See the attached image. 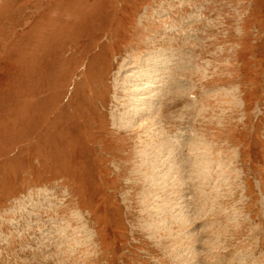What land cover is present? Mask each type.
I'll use <instances>...</instances> for the list:
<instances>
[{
  "label": "rangeland",
  "instance_id": "374dc122",
  "mask_svg": "<svg viewBox=\"0 0 264 264\" xmlns=\"http://www.w3.org/2000/svg\"><path fill=\"white\" fill-rule=\"evenodd\" d=\"M156 53L155 122L123 124ZM189 253L264 264V0H0V264Z\"/></svg>",
  "mask_w": 264,
  "mask_h": 264
},
{
  "label": "bare ground",
  "instance_id": "6f19581e",
  "mask_svg": "<svg viewBox=\"0 0 264 264\" xmlns=\"http://www.w3.org/2000/svg\"><path fill=\"white\" fill-rule=\"evenodd\" d=\"M162 56L163 55H161V53L148 54L147 56H145V58L143 60H141L139 62V64H137L136 66L134 65L135 67L131 68V72H129V73H132L134 71L135 74H133V76L129 80V85H130L131 91H130L129 97H128L127 111L124 115H122L124 117H122V119H121L123 124H127L128 121L131 122L133 120H139L140 118H143L144 116L149 117L152 120V122L153 121L155 122V113L158 109L155 105H157V103L160 101V98H158L156 100L155 97H156L157 93L159 95H161L163 90L166 89V87H165L166 85H162V84L165 82L166 78H164V77H165L166 71L168 70L167 67L169 66V62L168 61L165 62L163 60L164 58L162 59ZM124 68H125V66H124ZM155 132H156V130H155ZM179 138H180V136L175 137V139H174V144L176 143V146L174 144H172V146L170 147V146H168L169 144L166 145L167 143L165 144L163 141L160 142V144L164 143L165 150L167 151L169 149H172L173 150L172 155H175V151L178 149L179 146L182 145L181 143H179V141L180 142L182 141ZM193 145H194V142H191L190 145H188L189 155L190 154L192 155L194 153V148H192ZM173 148H176V149H173ZM158 153H159V151H158ZM160 153L162 154V150ZM167 154H168V152H167ZM189 155H188V159H186V160H188L189 166H190V170H189L188 174L193 175V170H194V167L196 166V164L194 163L192 156L191 155L189 156ZM158 157H160V156L158 155ZM166 161H167L166 164H167V171L168 172L171 168H173L174 170L178 169L177 168L178 164L181 162V161H179V162H177L178 163L177 164L176 162H174L173 158H172V160H170V158H169ZM157 167L159 168L160 165H158ZM181 171L185 172V171H183L182 168H181ZM157 175H158V179H159V177L161 175L159 173ZM164 189H166V188H164ZM174 218L180 220V222H181L180 227L182 229H185V228L187 229V226L192 223L191 220H189V219L186 220V218L184 216L174 217ZM190 227H191V225H190ZM192 239H193V237L191 236L188 240L189 241L188 243H190ZM189 245H191V244H189ZM185 259L187 260L188 264H195L193 262L195 260V256H193V253H189L185 256H182L181 257V264H186Z\"/></svg>",
  "mask_w": 264,
  "mask_h": 264
}]
</instances>
